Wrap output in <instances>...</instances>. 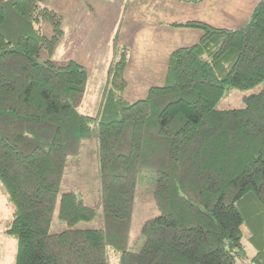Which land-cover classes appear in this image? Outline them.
I'll return each instance as SVG.
<instances>
[{"label":"trees","instance_id":"16d2710c","mask_svg":"<svg viewBox=\"0 0 264 264\" xmlns=\"http://www.w3.org/2000/svg\"><path fill=\"white\" fill-rule=\"evenodd\" d=\"M41 1L0 0V188L14 207L5 231L14 264H264V0L240 30L180 24L200 28V40L174 51L163 86L133 103L123 96L128 49L115 41L95 115L79 111L87 70L52 60L62 17ZM259 84L243 107L217 108L227 89ZM93 126L103 227H75L96 210L71 191L58 209L69 228L50 233L67 161ZM146 173L160 215L143 223L133 251Z\"/></svg>","mask_w":264,"mask_h":264},{"label":"crops","instance_id":"0c3cea01","mask_svg":"<svg viewBox=\"0 0 264 264\" xmlns=\"http://www.w3.org/2000/svg\"><path fill=\"white\" fill-rule=\"evenodd\" d=\"M261 1L51 0L48 8L61 15L63 29L52 60L58 51L56 63L75 60L87 70L88 78L101 80L108 74L101 69L102 61L106 55L111 64L116 41L128 49L123 96L133 103L146 98L150 88L163 86L174 51L200 40V28L180 24L199 22L220 30H240ZM115 10L120 13L118 28L111 49L105 52L102 34ZM13 211L0 188V264H10L14 258V240L5 233Z\"/></svg>","mask_w":264,"mask_h":264},{"label":"rangeland","instance_id":"374dc122","mask_svg":"<svg viewBox=\"0 0 264 264\" xmlns=\"http://www.w3.org/2000/svg\"><path fill=\"white\" fill-rule=\"evenodd\" d=\"M41 6H51V0L41 1ZM120 13L115 10L111 18L105 24V30L102 34V42L105 44V52L111 49L114 35L118 28ZM42 33L45 36L51 35V27L48 22L41 23ZM56 53L54 60L56 61ZM53 59V57H52ZM63 64V63H61ZM110 65V64H109ZM109 65L107 56L105 55L101 69L108 71ZM107 76L101 80L88 78L85 93L81 99L79 111L85 115H95L98 109V103L101 96V87L104 85ZM263 84H259L249 90H239L235 88L227 89L225 95L217 105L218 109H230L243 107V97L252 93H257ZM99 161L97 155V137L96 126H93V137L83 142L81 151L78 155L69 157L65 169V174L61 182L59 195L56 202L55 211L52 216L50 226V233H59L69 228V226L59 219L58 209L60 204V197L65 192L74 191L83 200L85 205L90 206L96 210V217L91 221H82L75 225V227L84 228H101L103 227V211L100 201L99 184ZM155 187V177L153 173H146L137 179L134 205L131 218V226L129 232L128 248L133 251L140 249L142 245L141 228L143 223L151 218L160 215V211L153 199V190ZM245 237H249V233L243 227ZM14 240L13 238H11ZM14 243V254L16 251V242ZM247 248L248 256L253 255V250L247 241H243ZM12 252V253H13ZM14 256V255H13ZM10 264H14V258L10 260ZM110 264H117L115 257L110 258Z\"/></svg>","mask_w":264,"mask_h":264}]
</instances>
